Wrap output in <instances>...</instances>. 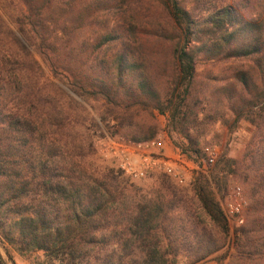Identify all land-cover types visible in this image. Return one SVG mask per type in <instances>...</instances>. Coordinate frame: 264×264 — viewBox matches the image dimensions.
Wrapping results in <instances>:
<instances>
[{
	"label": "trees",
	"instance_id": "trees-1",
	"mask_svg": "<svg viewBox=\"0 0 264 264\" xmlns=\"http://www.w3.org/2000/svg\"><path fill=\"white\" fill-rule=\"evenodd\" d=\"M260 1L248 16L236 0H213L206 14L186 0H0V264H15L7 246L45 264H196L227 242L228 218L202 174L196 201L170 184L146 198L100 164L81 131L96 126L84 103L109 129L136 111L167 115L184 140L176 146L196 156L213 123L248 122L243 158L224 164L248 199L231 240L241 257L264 256ZM223 59L238 65L202 92L198 67ZM155 127L123 137L148 140Z\"/></svg>",
	"mask_w": 264,
	"mask_h": 264
},
{
	"label": "rangeland",
	"instance_id": "rangeland-1",
	"mask_svg": "<svg viewBox=\"0 0 264 264\" xmlns=\"http://www.w3.org/2000/svg\"><path fill=\"white\" fill-rule=\"evenodd\" d=\"M188 6L194 8L195 11L206 14L207 10L210 8V2L213 0H186ZM243 10V13L252 16L255 12H259L261 6H263L260 0H236ZM142 4L146 7L155 6L154 0H142ZM261 4V5H259ZM153 8H151L152 10ZM238 65L237 62H231V60L223 59L217 62L202 64L198 67L199 81H201L198 88L206 93L211 92L214 85L224 82L229 76L233 67ZM215 79V80H214ZM221 80V81H220ZM161 88L166 89L167 84L164 81L160 83ZM212 94V92H211ZM87 109L90 111L91 116L95 119V129L91 131L88 127L82 128L81 131L92 134L93 148L95 151V156L97 157L100 164L107 167H113L116 169V164L113 159L105 156L102 153L104 144L107 142L108 138H122L123 135H127L129 132L136 131L137 134H146L150 127L156 125L155 136H161L166 141L173 144H182L184 142L183 138L177 133L170 129L168 123L167 115H159L155 111V119H151L150 116L144 111H136L135 116L127 118L122 125H115L109 129L101 122L100 118L97 116V112L91 108L90 105L84 103ZM115 124L111 122L110 125ZM89 131V132H88ZM114 132H116L114 134ZM252 127L250 124L244 120L237 123L236 127L230 131L225 126H222L220 121L213 123L208 129L205 130V134L201 138L200 146L213 145L218 148V155L215 159V163L208 167V170L203 172L194 173L193 177L184 185H177L172 182L165 175L158 174L146 179H136L131 180L126 175L125 179H128L129 183L134 189L138 191L139 195H143L146 198L152 197L156 194L157 190L162 186V184H170L177 190L184 194L187 198H193L196 201L194 191H193V181L195 177L202 174V178L208 181V190L219 201L222 209L224 210L228 222H229V236L227 237V242L217 251L213 252L200 262L196 264H264V256L261 257H241L237 255L234 247L232 246V238L234 236V229L245 223V206L248 203L246 196V187L242 179L239 178L238 172H229L230 167L225 166L226 160L235 161L239 164L243 158L248 143L252 136ZM129 135V134H128ZM124 138V137H123ZM213 175L224 182L225 186H217L215 178ZM235 187H239L242 197V219L243 222L239 223L234 217L230 216L226 209L227 202L231 199L232 190ZM7 246V245H5ZM9 251L13 256L15 264H45L43 262V257L40 252H35L27 255H19L11 247L7 246ZM4 256L3 249L1 250ZM181 264H184V259H180ZM11 264V263H8Z\"/></svg>",
	"mask_w": 264,
	"mask_h": 264
},
{
	"label": "built area",
	"instance_id": "built-area-1",
	"mask_svg": "<svg viewBox=\"0 0 264 264\" xmlns=\"http://www.w3.org/2000/svg\"><path fill=\"white\" fill-rule=\"evenodd\" d=\"M102 153L114 160L116 167L131 180L146 179L154 175L168 176L178 185L187 183L197 172L205 173L215 163L218 148L206 145L200 156L182 151L161 136L142 141L108 138ZM243 197L239 187L232 190L226 204L227 212L239 223L242 217Z\"/></svg>",
	"mask_w": 264,
	"mask_h": 264
},
{
	"label": "water",
	"instance_id": "water-1",
	"mask_svg": "<svg viewBox=\"0 0 264 264\" xmlns=\"http://www.w3.org/2000/svg\"><path fill=\"white\" fill-rule=\"evenodd\" d=\"M69 92V94L73 95V93H71V91L67 90ZM74 96V95H73ZM1 254V253H0Z\"/></svg>",
	"mask_w": 264,
	"mask_h": 264
}]
</instances>
